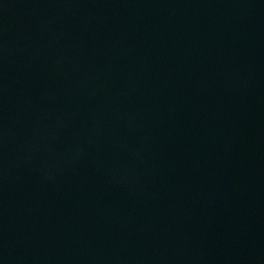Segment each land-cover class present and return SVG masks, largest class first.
Segmentation results:
<instances>
[{
	"label": "water",
	"instance_id": "95a60500",
	"mask_svg": "<svg viewBox=\"0 0 264 264\" xmlns=\"http://www.w3.org/2000/svg\"><path fill=\"white\" fill-rule=\"evenodd\" d=\"M0 264H264V0H0Z\"/></svg>",
	"mask_w": 264,
	"mask_h": 264
}]
</instances>
